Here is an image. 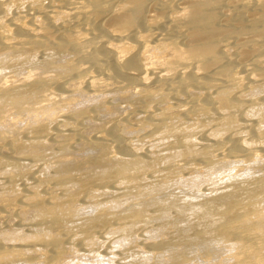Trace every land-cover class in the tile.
I'll return each instance as SVG.
<instances>
[{"label": "bare ground", "instance_id": "bare-ground-1", "mask_svg": "<svg viewBox=\"0 0 264 264\" xmlns=\"http://www.w3.org/2000/svg\"><path fill=\"white\" fill-rule=\"evenodd\" d=\"M0 264H264V0H0Z\"/></svg>", "mask_w": 264, "mask_h": 264}]
</instances>
